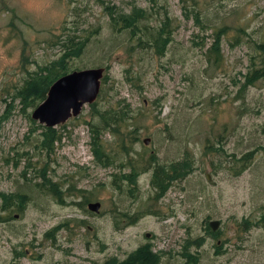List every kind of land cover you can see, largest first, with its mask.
<instances>
[{"label": "rangeland", "instance_id": "obj_1", "mask_svg": "<svg viewBox=\"0 0 264 264\" xmlns=\"http://www.w3.org/2000/svg\"><path fill=\"white\" fill-rule=\"evenodd\" d=\"M134 8L146 11L135 35L113 27L110 16ZM163 22L170 41L158 54L144 33ZM69 38L83 50L66 69L103 67L100 91L46 127L31 118L39 101L17 93L49 75ZM262 43L264 0H0V193L28 197L22 212L0 198V264H105L148 244L159 264H183L185 251L195 264H264V75L245 84L264 67ZM94 109L121 118L99 130L101 161ZM151 156L187 159L191 171L158 196ZM133 168L136 184L118 179Z\"/></svg>", "mask_w": 264, "mask_h": 264}, {"label": "trees", "instance_id": "obj_2", "mask_svg": "<svg viewBox=\"0 0 264 264\" xmlns=\"http://www.w3.org/2000/svg\"><path fill=\"white\" fill-rule=\"evenodd\" d=\"M113 13V12H110ZM146 17V11L140 8H134L128 13L119 14L118 16L111 17V21L113 27L117 30H128L132 35H135L137 31L140 30L139 23ZM188 17V15H186ZM194 18L197 23L201 22L200 18L197 16V13H194ZM117 24V25H116ZM145 42L148 45H151L158 54L164 52L166 45L170 41V31L166 30V23L163 24L157 29L151 32L144 33ZM141 40V39H140ZM71 44V45H70ZM68 45L65 51L61 56L53 60L49 65L45 67V71L47 74L44 77H36L25 81V85L22 89L17 93V96L22 99L23 102L33 104L37 101L39 103L43 101L46 97L47 90L49 86L52 84L60 76L69 73L66 69V59L70 56L77 57L82 53L83 44L82 43H74L71 39H68ZM219 45H220V35L217 34L213 41V46L211 47V51L214 54V60L216 61L219 56ZM257 49L259 51L264 52V43L257 44ZM73 71V70H72ZM264 75V67L260 70H254V73L246 76L245 84H252L257 79L261 78ZM103 78V77H102ZM95 102V101H94ZM93 102V103H94ZM95 116L98 117V121L96 123H90V130L92 134V145H93V153L97 160L101 161L102 153L100 152V142L99 136L101 134V129H107L110 132L115 131V129H111L114 125H118L121 120L120 114L110 111H98L95 110ZM92 115V119H93ZM120 118V119H117ZM264 130V128H263ZM49 131V132H48ZM47 132L43 133L44 141L43 146L46 144V140L48 138L53 139L52 131L48 129ZM264 132V131H263ZM261 150L264 154V146L261 147ZM252 159V151L243 154L241 161L243 162L242 166L239 170L236 171V174L244 171L248 163ZM153 162L152 173H151V185L158 192V196L163 195L171 183L178 179H182L191 171V165L187 161V159H183L178 162L168 163L166 165H157L155 164L154 157L151 156L150 163ZM24 175V174H23ZM137 173L135 168L131 169L127 175H123L118 179H125L130 184H136ZM53 194H56L54 188L51 191ZM1 198V208L4 210H13L22 212L25 208V205L28 202V197L25 193L12 192V193H0ZM213 230V229H212ZM211 235H215V233L210 232ZM202 240L197 242L196 246H200L202 244ZM183 256L187 258L185 263L183 264H195L198 260L197 256L194 254L188 253L185 251ZM160 257L152 252L150 244L139 247L134 252L128 255V258L120 261L117 258L113 257L106 261L105 264H159Z\"/></svg>", "mask_w": 264, "mask_h": 264}, {"label": "water", "instance_id": "obj_3", "mask_svg": "<svg viewBox=\"0 0 264 264\" xmlns=\"http://www.w3.org/2000/svg\"><path fill=\"white\" fill-rule=\"evenodd\" d=\"M104 70L103 67L84 68L60 76L49 86L45 99L33 109L31 118L46 127H53L78 116L85 104L96 100ZM148 141L143 140L145 144ZM99 207V202L87 204V208L93 212H97ZM209 225L215 230L217 221Z\"/></svg>", "mask_w": 264, "mask_h": 264}]
</instances>
